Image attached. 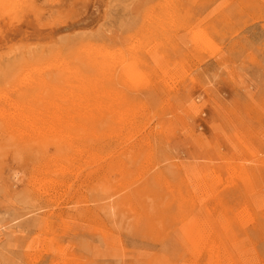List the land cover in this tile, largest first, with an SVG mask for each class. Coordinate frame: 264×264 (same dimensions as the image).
Listing matches in <instances>:
<instances>
[{"label":"rangeland","instance_id":"374dc122","mask_svg":"<svg viewBox=\"0 0 264 264\" xmlns=\"http://www.w3.org/2000/svg\"><path fill=\"white\" fill-rule=\"evenodd\" d=\"M62 1L76 2L62 9L78 22L75 49L109 55L101 59L111 65L105 78L91 74L105 88L93 95L108 107L101 155L120 170L110 168L108 190L129 195L131 203L103 209L96 174L69 195L45 197L31 183V168L4 157L0 228L17 219L20 228L13 236L0 230V264H219L224 252L230 264H264V0L40 5L49 15ZM72 32H61L63 44ZM72 52L65 46L64 56L89 74ZM13 64L0 67V86ZM181 204L203 223L247 211L252 220L229 232L188 231L164 216ZM145 213L155 219L141 221Z\"/></svg>","mask_w":264,"mask_h":264},{"label":"bare ground","instance_id":"6f19581e","mask_svg":"<svg viewBox=\"0 0 264 264\" xmlns=\"http://www.w3.org/2000/svg\"><path fill=\"white\" fill-rule=\"evenodd\" d=\"M41 1L0 0V67L11 61H15L12 66L17 65L12 74L1 79H6V82L0 86V161L3 162L0 164V176L6 169L4 157L13 155V160L19 162L23 169L31 168V183L34 187V184L40 186L39 191L43 196L57 198L63 194L69 195L76 183L82 182L84 186L96 174V181L103 187V209L125 207V203H131V197L121 196V191H110L107 187L110 168L116 172L120 170L107 163L108 160L101 155V151H104L101 144L107 137L104 126L108 107L105 100L96 99L93 95L101 89L105 90L99 87L94 76L105 78L111 65L101 59L109 55L105 50L75 49L78 33L74 25L77 26L78 22L68 19L62 10L64 7L74 8L75 1H64V6L63 1L59 2L58 9L53 12L56 7L49 15H45ZM88 1L93 6L94 0ZM101 24L88 32L98 31ZM67 27L74 29V32L70 34L72 38L63 44L65 40L61 39L60 34L69 29ZM65 46L73 51L69 56L76 57L79 64L90 68L89 74L80 66L74 67L73 60L64 56ZM48 51H53L51 58L47 56ZM18 56L20 58L17 60L10 59ZM66 82L72 83L69 89L64 86ZM14 90L15 99L9 95ZM99 164L100 169L92 172V166ZM118 167L124 170V167ZM87 168L91 169L84 172ZM16 179L17 174L14 175ZM11 181L4 184L8 195L13 193ZM180 208L177 214L170 215L165 211L164 216L174 223H180L188 231L217 227L229 232L247 226L244 219L252 220L247 211V214L242 213V217L226 214L217 222L203 223L189 216L183 210L184 204ZM99 217L97 214L95 219ZM140 218L149 222L154 217L145 213ZM19 228L17 219L10 228L4 226L0 230L8 231L13 236ZM106 230L101 228L98 232L108 238L110 232ZM2 235L5 233L0 231V238ZM111 247L114 251L120 250L116 243H111ZM224 253L218 254L217 261L219 264H230L232 255Z\"/></svg>","mask_w":264,"mask_h":264}]
</instances>
